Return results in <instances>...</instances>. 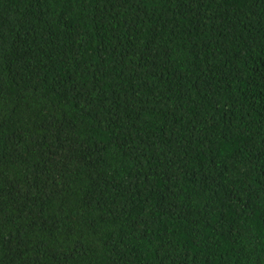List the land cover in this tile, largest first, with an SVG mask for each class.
<instances>
[{
    "label": "trees",
    "instance_id": "obj_1",
    "mask_svg": "<svg viewBox=\"0 0 264 264\" xmlns=\"http://www.w3.org/2000/svg\"><path fill=\"white\" fill-rule=\"evenodd\" d=\"M0 264H264V0H0Z\"/></svg>",
    "mask_w": 264,
    "mask_h": 264
},
{
    "label": "snow or ice",
    "instance_id": "obj_2",
    "mask_svg": "<svg viewBox=\"0 0 264 264\" xmlns=\"http://www.w3.org/2000/svg\"><path fill=\"white\" fill-rule=\"evenodd\" d=\"M192 2H193V3H195V2H196V0H192Z\"/></svg>",
    "mask_w": 264,
    "mask_h": 264
}]
</instances>
